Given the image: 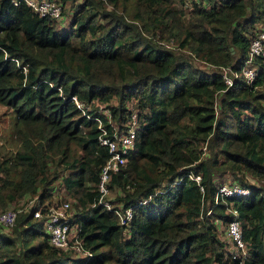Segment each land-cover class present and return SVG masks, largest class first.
<instances>
[{
	"label": "trees",
	"instance_id": "obj_1",
	"mask_svg": "<svg viewBox=\"0 0 264 264\" xmlns=\"http://www.w3.org/2000/svg\"><path fill=\"white\" fill-rule=\"evenodd\" d=\"M56 1L71 9L63 29L24 0H0V208L35 196L0 230V264H264V185L244 177L264 179V54L249 82L220 72L240 71L264 0H191L186 17L177 0ZM127 103L138 128L107 184L132 210L124 229L96 202L108 154L97 122L109 131ZM224 173L248 191L212 202ZM55 180L73 198L85 256L50 244L31 213L53 203ZM231 218L242 257L220 235Z\"/></svg>",
	"mask_w": 264,
	"mask_h": 264
},
{
	"label": "built area",
	"instance_id": "obj_2",
	"mask_svg": "<svg viewBox=\"0 0 264 264\" xmlns=\"http://www.w3.org/2000/svg\"><path fill=\"white\" fill-rule=\"evenodd\" d=\"M34 11L40 15H50L55 18L60 16V3L56 0H24ZM264 54V26L259 29L255 36L249 40L247 57L241 65L240 71L231 70L228 66L221 67V75L226 84L231 83L232 76L241 75L245 81H250L255 73V68L250 64L251 58L254 55ZM4 56H8L4 53ZM12 59L15 64H18L16 58ZM23 67V66H22ZM71 98L77 103L74 95ZM109 131L101 125L98 119L97 127L99 129L97 139L100 144H103L107 149V156L101 164L98 171V179L96 188L98 197L96 202L101 203L106 209L111 210L117 216L118 223L126 229L132 216V210L129 206H122L120 203L112 202L106 194L109 190L107 186L111 174L120 166L125 159V154L133 147L136 129L138 128L136 114L134 108L130 110L127 117L120 123L109 121ZM195 179L198 175H193ZM248 188L235 181H221L217 184L215 192L212 196V202L223 199L224 195L246 193ZM33 196L31 200H33ZM144 200V199H143ZM93 204V203H92ZM22 207L8 206L0 210V223L4 226H9L14 218L15 212ZM235 211L233 210L232 213ZM36 218H41L42 229L47 234V239L50 244L61 248H70L76 256H85L89 254L88 249L83 248L81 239L78 236V228L74 223L69 222L70 211L69 202L60 201L53 202L47 205L44 212L35 208L31 211ZM225 236L228 238L227 251L231 257H242L245 254L246 247L244 240L241 238L239 222L235 218L229 219L225 224ZM125 233V231H124ZM88 264V263H82Z\"/></svg>",
	"mask_w": 264,
	"mask_h": 264
},
{
	"label": "rangeland",
	"instance_id": "obj_3",
	"mask_svg": "<svg viewBox=\"0 0 264 264\" xmlns=\"http://www.w3.org/2000/svg\"><path fill=\"white\" fill-rule=\"evenodd\" d=\"M191 0H177V2L175 3V7L178 10V12L180 11V15L186 17V15H188V10L191 7L190 4ZM71 14V9H68V6L65 4L63 7L60 6V16H58L55 20V25H57L58 29H63L65 27H67L68 24V19L70 17ZM159 36V33L156 32V34L154 35L155 38H157ZM158 41L160 43H162L163 45L167 46V47H171L174 49L175 52H180L185 56H188L193 63L198 64V65H205V63L198 59L197 57H193L190 53V51L187 48L184 47H179L177 45V41L170 35L164 34L162 37H158ZM127 105H129V107L133 108V105L130 103H127ZM3 107H6L7 109H9L8 106H5L3 104H0V111H2ZM103 111L106 112V110L104 109ZM111 120V119H110ZM1 126L4 128L5 125L3 124V122L1 123ZM0 126V132L2 127ZM245 179H248V182H253L255 184L258 185H264V179H260V178H256V177H251L249 176V174L245 173L244 174ZM217 180H222V181H229L228 179V175L227 174H222V176L220 178H217ZM54 191L52 192V202H60V201H68L69 202V211L71 213V211L73 210L74 206H73V198L70 196V194L64 189L63 185L61 182H59V180H55L54 181ZM116 195V190L114 187L109 188L106 197L112 201L113 203L116 202L115 196ZM31 195H25L21 198H19L17 201L10 203L8 206H13V207H22L21 210H25L27 209L29 206L32 205L33 200H31ZM6 206V207H8ZM3 208H0V210H2ZM5 209V208H4ZM0 230L1 231H8L9 230V226H4L0 223ZM220 235L221 237L224 238L225 242H226V248L228 245V238L225 236V231L221 230L220 231ZM73 255H75V253L72 252Z\"/></svg>",
	"mask_w": 264,
	"mask_h": 264
}]
</instances>
